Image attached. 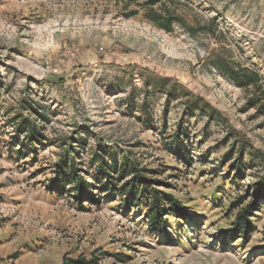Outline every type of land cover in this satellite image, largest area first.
<instances>
[{"label": "rangeland", "instance_id": "rangeland-1", "mask_svg": "<svg viewBox=\"0 0 264 264\" xmlns=\"http://www.w3.org/2000/svg\"><path fill=\"white\" fill-rule=\"evenodd\" d=\"M139 3L0 0V264H264V100L215 66L257 71L264 91V0L168 4L192 33L154 26ZM71 145L93 188L53 184ZM96 151L116 179L105 192ZM112 155L177 206L156 227Z\"/></svg>", "mask_w": 264, "mask_h": 264}, {"label": "trees", "instance_id": "trees-1", "mask_svg": "<svg viewBox=\"0 0 264 264\" xmlns=\"http://www.w3.org/2000/svg\"><path fill=\"white\" fill-rule=\"evenodd\" d=\"M133 1V0H131ZM137 2H143V3H139L138 5L141 6L142 9L145 10V19L147 21H149L151 24H153L154 26L160 28V29H164L167 31L171 30V26L173 25H179V26H183L184 28H186V30H188L190 33L193 32V28L185 25L184 23V19L183 17H181V15L174 9L170 8V6H168V4H171L174 2V0H134ZM156 6L157 9H156ZM127 16H131V15H127ZM215 66L221 71L223 72L225 75H227L228 77H230L234 84L242 89H250V88H254L258 93H261V98L258 97L257 98V103L261 102V99L264 100V91L262 90V77L261 75L254 70H251L249 68L243 67L240 64H236V63H231L229 61H217L215 63ZM167 83H163V82H157L156 83V87L157 89L159 88H166ZM175 88L176 85L174 86H170L167 91V93H169V95H171V92H175ZM167 89V88H166ZM258 96V94H257ZM203 102L201 100H196L193 101L191 103L193 111H195V109H199L200 113H203L205 115H207L210 120L212 121H221L222 119L220 118V115L215 113L214 111H212L211 107L207 104H202ZM263 112H264V105L262 106ZM210 111H212V113H210ZM217 114V115H215ZM22 128H23V133H30L29 134V138H31L32 140L37 138V133H34L33 128L31 126V124L28 121H23L22 123ZM84 141V140H82ZM180 148V146H179ZM70 151H68V155L70 156V158H65L64 162L60 165V168L63 165V169L62 172L64 175L60 176L59 178H57L53 184H55V186H60L62 189H65L67 185L70 184H74V188L73 191L75 192H79V189L81 187V185L85 183V185L89 188H93L94 186L92 185V183H88L87 181L83 180L82 176L80 174H77V167H76V161L74 157L72 156V153L75 155H78L77 149H75V146H70ZM181 151H183V149H180ZM253 160H257V161H262L261 157L258 155H251ZM112 160H113V165H114V172L116 171V174L119 178H127V176H133V178L129 181H127L124 186L121 188L123 190V195L126 196L127 200L126 202L128 204H134L133 206H137L138 203H140L141 199L147 198L148 200H150V206H149V215L152 216L153 218V222L151 226H157V216L159 214H163L165 213L167 210L166 209H162L163 206L166 204L167 206H169V208H171L172 210H174V208H177L176 205H174L173 200L171 199V197L164 195V194H158V193H152V194H148V187L145 183H143L142 179L139 178V170L138 168L131 163L129 160H124V162H122V164L118 165L117 160H115V157L112 155L111 156ZM92 163H99L100 167H99V175H96L95 177H93L96 181L98 180V184L101 186V190L102 191H106V190H110V187H113V185H115V181L116 179H114L111 176V172L110 169L107 166V161L105 160V156L104 154L101 155L99 154L98 151L94 152L92 155ZM113 167V166H112ZM233 171L236 173V177H239L240 172H241V167H239L238 165H235L233 167ZM83 180V182L81 181ZM97 184V183H96ZM172 205L174 207H172ZM162 207V208H161ZM176 214L177 212L174 211ZM244 224H246V221H248L250 218L247 217L248 215H253L254 213H252V210H248L244 212ZM160 215V216H161ZM150 223V222H149ZM242 226L239 227L238 231H241L242 233L244 232V230H246L243 227V224H241ZM154 227V228H155ZM99 259H93L90 261H85V260H79L76 262H72L73 264H99Z\"/></svg>", "mask_w": 264, "mask_h": 264}]
</instances>
